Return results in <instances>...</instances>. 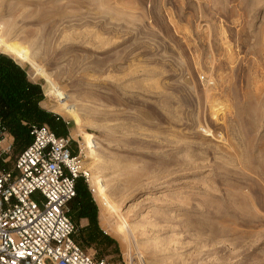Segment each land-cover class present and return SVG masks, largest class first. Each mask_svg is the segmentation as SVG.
Instances as JSON below:
<instances>
[{
    "label": "rangeland",
    "instance_id": "obj_1",
    "mask_svg": "<svg viewBox=\"0 0 264 264\" xmlns=\"http://www.w3.org/2000/svg\"><path fill=\"white\" fill-rule=\"evenodd\" d=\"M0 36L80 152L87 254L264 264V0H0Z\"/></svg>",
    "mask_w": 264,
    "mask_h": 264
},
{
    "label": "built area",
    "instance_id": "obj_2",
    "mask_svg": "<svg viewBox=\"0 0 264 264\" xmlns=\"http://www.w3.org/2000/svg\"><path fill=\"white\" fill-rule=\"evenodd\" d=\"M31 141L6 168L13 138L0 122V264H106L74 239L69 204L89 180L70 136L30 126Z\"/></svg>",
    "mask_w": 264,
    "mask_h": 264
},
{
    "label": "trees",
    "instance_id": "obj_3",
    "mask_svg": "<svg viewBox=\"0 0 264 264\" xmlns=\"http://www.w3.org/2000/svg\"><path fill=\"white\" fill-rule=\"evenodd\" d=\"M42 100L40 87L29 82L25 70L0 54V122L13 138V145L19 147L20 151L31 141V125L46 123L57 136H67L62 120L39 107ZM78 182L80 179L75 184L76 196L73 201L76 204L72 205V201L69 207L72 210L79 206V215L88 217L90 224L96 226V208L89 197L85 204L82 203L85 189Z\"/></svg>",
    "mask_w": 264,
    "mask_h": 264
},
{
    "label": "crops",
    "instance_id": "obj_4",
    "mask_svg": "<svg viewBox=\"0 0 264 264\" xmlns=\"http://www.w3.org/2000/svg\"><path fill=\"white\" fill-rule=\"evenodd\" d=\"M71 150L74 154H76V149L73 148L72 144H71ZM75 225L78 229L77 230L78 235L82 238H88L90 236V237H94L95 239L100 240V239H103V236L100 235V231L101 233L106 234L105 230L101 226V223L98 217L96 218V226H93L90 224V220L88 217L86 216L81 217V215H79V217L75 220ZM75 241L79 243V245L81 246L79 239L78 240L75 239Z\"/></svg>",
    "mask_w": 264,
    "mask_h": 264
},
{
    "label": "bare ground",
    "instance_id": "obj_5",
    "mask_svg": "<svg viewBox=\"0 0 264 264\" xmlns=\"http://www.w3.org/2000/svg\"><path fill=\"white\" fill-rule=\"evenodd\" d=\"M7 42L5 41V39L3 38V37H1L0 36V46L1 47H6L7 46ZM210 81H212V79L210 80ZM221 81V80H220ZM51 87V86H50ZM52 88V87H51ZM51 88H48V89H46L47 90V92L52 96V98L53 99H55L56 98V92L55 91H53V89H51ZM55 88V87H54ZM47 97V96H46ZM48 98V97H47ZM214 103H215V101H214ZM217 103V102H216ZM210 104H212L211 106H213V102L212 103H210ZM216 106V105H215ZM214 108H216V107H214ZM211 109V108H210ZM215 109H211L210 111H214ZM218 110V109H217ZM211 114H212V112H211ZM214 114V113H213ZM98 192H97V198H98V202H99V204L101 205V207H102V209H103V211L107 214V215H111L112 213H114L116 210V208L114 207V203H113V201L106 195V194H104L99 188H98V190H97ZM124 226V225H123ZM125 227V226H124ZM127 227V226H126ZM126 227L124 228V229H126ZM127 231H128V229H126ZM124 232V231H123ZM126 233V232H125ZM127 234V233H126ZM130 235V234H129ZM127 236V235H126ZM123 237H124V234H123ZM127 237H129L130 238V236H127ZM126 237V238H127ZM130 241V240H129ZM127 243V242H126ZM131 243V242H130ZM134 244V243H133ZM129 245V247H130V245L132 246V250H134V251H137L138 249H137V247L135 246V245H132V243L131 244H128ZM135 254V253H134ZM136 255H138V254H136ZM135 255V258L137 257L138 259H142L143 257H141L140 255H138V256H136ZM137 259V260H138ZM138 264H139V261L137 262Z\"/></svg>",
    "mask_w": 264,
    "mask_h": 264
}]
</instances>
